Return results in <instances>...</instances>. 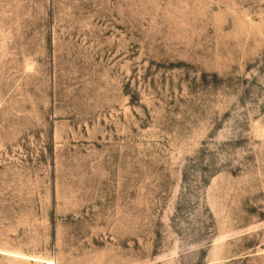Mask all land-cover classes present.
Here are the masks:
<instances>
[{
  "label": "rangeland",
  "instance_id": "obj_1",
  "mask_svg": "<svg viewBox=\"0 0 264 264\" xmlns=\"http://www.w3.org/2000/svg\"><path fill=\"white\" fill-rule=\"evenodd\" d=\"M0 264H264V0H0Z\"/></svg>",
  "mask_w": 264,
  "mask_h": 264
}]
</instances>
